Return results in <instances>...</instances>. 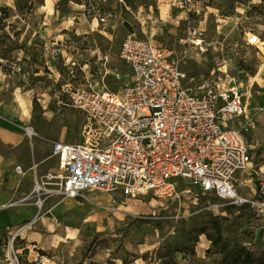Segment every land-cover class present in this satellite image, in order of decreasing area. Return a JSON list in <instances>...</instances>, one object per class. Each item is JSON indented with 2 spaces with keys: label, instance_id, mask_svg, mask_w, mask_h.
Listing matches in <instances>:
<instances>
[{
  "label": "rangeland",
  "instance_id": "rangeland-1",
  "mask_svg": "<svg viewBox=\"0 0 264 264\" xmlns=\"http://www.w3.org/2000/svg\"><path fill=\"white\" fill-rule=\"evenodd\" d=\"M3 6L9 16L0 18V69L27 85L32 103L26 124L36 138L50 147L60 139L105 142L67 89L92 84L121 90L132 74L120 48L135 33L162 44L197 87L215 84L224 66L240 76L256 126L245 135L253 163L239 175L238 190L263 196L264 0H0ZM228 125L245 134L239 120ZM53 159V171L61 173L58 157ZM186 188L181 183L176 199H126L100 189L50 197L43 216L19 234L37 208H3L4 220L20 223L0 232V264H162L164 256L178 264H216L223 254L206 234H215L216 224L232 246L264 254L261 209L208 200L199 189Z\"/></svg>",
  "mask_w": 264,
  "mask_h": 264
},
{
  "label": "built area",
  "instance_id": "built-area-1",
  "mask_svg": "<svg viewBox=\"0 0 264 264\" xmlns=\"http://www.w3.org/2000/svg\"><path fill=\"white\" fill-rule=\"evenodd\" d=\"M120 55L132 74L121 90L92 84L67 89L105 142L94 137L87 144L62 139L53 143L61 173L48 171L35 179L29 194L0 206L37 208L34 219L16 233L43 216L50 197L76 198L94 189L118 192L126 199L145 194L176 199L185 183L186 191L199 189L208 200L216 197L264 212V180L259 198L238 190L239 175L253 163L245 135L256 126L240 76L224 66L215 84L197 87L162 44L135 33L125 36ZM234 118L242 122L245 134L228 125ZM24 131L29 137L38 134L31 125ZM15 170L25 174L21 165Z\"/></svg>",
  "mask_w": 264,
  "mask_h": 264
},
{
  "label": "crops",
  "instance_id": "crops-1",
  "mask_svg": "<svg viewBox=\"0 0 264 264\" xmlns=\"http://www.w3.org/2000/svg\"><path fill=\"white\" fill-rule=\"evenodd\" d=\"M13 73L0 69V206L14 197L29 194L37 177L54 170L53 158L57 157L49 144L35 137L38 134L26 135L24 128L32 101L27 98V85L14 82ZM20 78L24 80L25 74L21 73ZM16 165H21L25 174L17 173ZM19 206L35 207L33 204ZM26 217L24 220L31 221L35 214ZM19 223L9 218L4 220L0 214V232Z\"/></svg>",
  "mask_w": 264,
  "mask_h": 264
},
{
  "label": "trees",
  "instance_id": "trees-1",
  "mask_svg": "<svg viewBox=\"0 0 264 264\" xmlns=\"http://www.w3.org/2000/svg\"><path fill=\"white\" fill-rule=\"evenodd\" d=\"M8 6L0 7L1 19L9 16ZM215 234L207 236L211 240L212 245L220 249L223 258L220 263L216 264H264V254L257 256L250 248L243 244L232 246L223 236V230L219 224L214 225ZM205 233V231H202ZM162 264H178L172 256H164Z\"/></svg>",
  "mask_w": 264,
  "mask_h": 264
}]
</instances>
